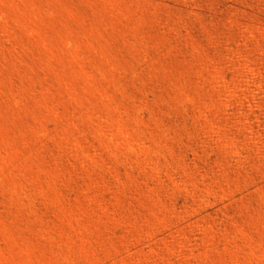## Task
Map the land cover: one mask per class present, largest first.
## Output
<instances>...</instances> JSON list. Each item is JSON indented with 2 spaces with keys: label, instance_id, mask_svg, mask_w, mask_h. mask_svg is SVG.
I'll use <instances>...</instances> for the list:
<instances>
[{
  "label": "rangeland",
  "instance_id": "rangeland-1",
  "mask_svg": "<svg viewBox=\"0 0 264 264\" xmlns=\"http://www.w3.org/2000/svg\"><path fill=\"white\" fill-rule=\"evenodd\" d=\"M0 264H264V0H0Z\"/></svg>",
  "mask_w": 264,
  "mask_h": 264
}]
</instances>
